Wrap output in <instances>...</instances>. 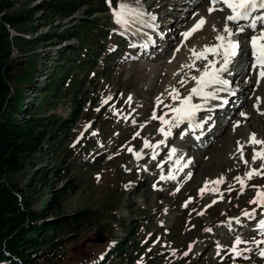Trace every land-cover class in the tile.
Segmentation results:
<instances>
[{"label": "rangeland", "instance_id": "obj_1", "mask_svg": "<svg viewBox=\"0 0 264 264\" xmlns=\"http://www.w3.org/2000/svg\"><path fill=\"white\" fill-rule=\"evenodd\" d=\"M2 1L16 7L15 13L24 11L26 7L33 12V18L26 19L17 28L20 35L28 38L18 43L21 61L35 60L34 77L40 86L45 87L48 75L58 65L65 66L67 62L69 73L74 74L76 79L90 78V83L85 84L90 95L84 109L75 113L71 98H64L62 92L55 104L43 107L38 114L56 115L61 119H69L71 114H78V117L57 163L70 167L72 173L66 172L62 180L50 173L47 186L41 181L34 183L38 193L30 198L33 200L31 209L37 211L46 198L52 202L55 192L62 190L70 181L74 188L64 196L58 212H84L88 216L77 226L71 242L46 264H264L255 245H251L252 252L244 253L249 259L237 257L233 261L227 251L217 255V243L224 249L230 248L237 234L246 241L264 239L256 230L258 221L264 218L260 215L264 209L249 203L256 194L252 186L264 189V178L255 176L247 181L243 194L240 184L234 179L236 176L243 177L247 170L237 153V141L246 142L249 135L244 129V121L254 125L257 130L254 133L264 138V115L261 114L264 113V105L258 110L253 107L256 93L264 101V80L258 87L252 85L246 91H238L248 81V74L256 78V70L250 68V59L246 57L248 47L241 48L239 57L242 61H235L236 68L230 65L229 71L222 75L223 79L229 81V90H235L233 95L224 96L218 102L224 106L223 101L227 100V103L230 102L228 108H215L216 105L202 107L196 119V125L201 126L189 127L185 122L173 128L172 135L157 149L159 154L155 160L151 158V149H143V158L139 161L127 150L130 147L133 151H140L145 138L153 144L164 139L158 132L159 120L150 119L153 109L157 117L167 112L165 119H171L172 113L164 105L179 104V101L173 103L169 97V91L175 88L173 82L186 73L187 69L183 66L191 62V48L200 51L205 45H213L207 44V37L216 36L213 25L219 29L224 11L209 14L207 0H140L139 7L155 15L156 20L152 22L155 26L146 27L136 22L125 31L114 22L112 15L121 0H110L111 7L108 0H90L80 3L71 17L62 19L54 16L51 20L44 18L47 13L38 11V7L49 0ZM129 2L136 6L134 0ZM89 4L94 6V14L88 12ZM201 16L206 20L205 25L186 44L181 33L192 28ZM84 20L94 21L97 25L92 32H88L93 37L91 42H94L96 49L88 63L81 60L86 56L84 48L80 49L79 36H76ZM144 20L147 21L146 16ZM217 20L220 22L216 23ZM52 32L66 35V38L53 37ZM139 33L151 35L150 41L146 42V49H150L151 43L154 45L151 52L141 50V44L136 42ZM250 35L248 33L247 36ZM159 44H164V47ZM177 48L180 50L176 51ZM71 52H78L81 61L74 64ZM212 59L209 55L208 60ZM206 62L203 60L204 64ZM171 63L176 64L175 68L170 67ZM204 66L198 69L202 71ZM19 67L16 65L14 68L17 74L20 73ZM200 71L194 75L199 76ZM13 87L25 92L24 105L39 108L40 94L35 92L34 85L28 86L18 79ZM190 88L175 89L183 98ZM129 96L132 97L130 104L126 103ZM158 96L163 100L160 108L155 103ZM107 97L112 99L101 106L102 99ZM245 111H250L252 118L245 119L240 115ZM27 115H24L25 118ZM133 120L136 121L135 125ZM236 123H239V127L234 128ZM86 125L90 126L87 130ZM141 125L144 127L141 128ZM137 132L140 135L133 139ZM171 148L177 149L173 160L183 157L181 164L191 163L176 174V180H160L161 172L167 176L173 167L172 161L168 160ZM243 152L244 159L251 163L253 146H246ZM36 159L35 169L57 167L47 157ZM260 164L261 161L257 160L251 167L259 169ZM7 176L18 189L31 194L32 188L26 184L28 177L25 173H8ZM220 177L224 178L223 183L218 186L209 184L203 195L200 194L199 190L206 181ZM178 187L180 190L176 191ZM214 187L219 189L215 194L210 191ZM189 199L191 202L184 207ZM213 200L216 203L213 204ZM253 209L256 211L253 219L242 216V210L251 212ZM201 212L203 215L199 214ZM236 218H239V224L235 222ZM48 219L54 218L49 216ZM229 221L232 231L227 226ZM209 228L211 232L205 231ZM97 237H102L103 242H97ZM189 244H192L191 251H188ZM260 247L264 248V245ZM173 251L175 256L172 255ZM185 252H188L187 256ZM102 255L104 258L101 260Z\"/></svg>", "mask_w": 264, "mask_h": 264}, {"label": "trees", "instance_id": "obj_2", "mask_svg": "<svg viewBox=\"0 0 264 264\" xmlns=\"http://www.w3.org/2000/svg\"><path fill=\"white\" fill-rule=\"evenodd\" d=\"M87 2L91 1L49 0L44 6L38 7V11L41 14L47 13L44 18L48 20L54 16L66 19L78 10L80 3ZM12 6L0 0V264H46L58 255L63 246L71 242L78 230L77 226L88 216L84 212H58L62 199L74 188L70 181L62 190L55 192L52 202L46 198L37 211L31 209L33 200L30 198L32 194L38 193L34 183L41 181L47 186L50 173L53 172L60 180L66 172L72 173L70 167L57 163L60 162L59 155L64 151L65 142L78 117V114H71V118L61 119L56 115L38 114L43 107L55 104L62 92L64 98H71L75 113L84 109L90 95L85 84L90 83V78L76 79L74 74H70L67 62L65 66L58 65L48 75L49 78L45 75L48 84L40 86L34 77L35 60L21 61L18 43L28 38L20 35L17 28L26 19L31 20L33 12L26 7L24 11L15 13L16 7ZM93 8V5H88L90 14H94ZM79 26L76 36H79L80 49L84 48L86 56L81 60L88 63L93 56L91 54L96 51L94 42H91L93 37L88 32H92L97 25L94 21L84 20ZM57 34L51 33L53 37L66 38V35ZM70 54L74 57V64L81 61L78 52ZM16 65L20 66L19 74L14 69ZM18 79L28 86L34 85L35 92L40 94L38 109L24 105L25 92L13 87ZM26 113L28 115L25 118ZM42 157L52 159L57 167L35 169V159ZM20 172L27 175L26 184L32 188L31 194L27 195L18 189L7 176L8 173ZM49 216L54 219H48Z\"/></svg>", "mask_w": 264, "mask_h": 264}, {"label": "snow or ice", "instance_id": "obj_3", "mask_svg": "<svg viewBox=\"0 0 264 264\" xmlns=\"http://www.w3.org/2000/svg\"><path fill=\"white\" fill-rule=\"evenodd\" d=\"M109 2V7H111V2ZM136 6H132V3L129 0H121V2L117 5L115 9L112 11V15L114 18V22L123 30L127 31L129 27L136 23L141 22L146 27H154V22L156 20L155 15L150 13H146L139 7L140 0H134ZM209 7L207 8V12L209 14L214 11H226V16L223 21L222 29H217L216 25H213V31L216 32L215 40L216 43L213 45H205L200 51H197L195 48L190 49L191 52V62L183 67H187L189 70L195 69V63L198 60H206L202 71L199 69H195L200 71L199 76H192L190 79L195 82V86L189 90L187 96L181 98L180 93L177 89L172 88L169 91V97L175 103L179 101L177 106L173 105H164L165 108H168L172 113L171 119H165V116L168 115L167 112L164 115L157 117L155 108L153 109L152 115L150 119L159 120L160 128L158 132L164 137L158 143L153 144L148 139L143 140V148L140 151H133L132 148H128V152L132 154L133 158L137 161L143 158L142 152L143 149H151L152 150V159L155 160L156 156L159 154L157 149H159L160 145H164L169 136L172 135V129L178 128L182 123L187 122L189 127L192 126L195 121L196 114L202 110V105L199 103H193V97L199 98L207 102L209 99H216L217 93L220 91L227 92L229 95H233L229 90V81L222 78V75L229 71V66L233 63L235 58L240 54L241 51V42L239 39H235L234 37H239L241 34L245 33L246 30L251 31L250 36H246L245 39L248 40L249 52L247 55L250 57V68L252 70H256V86L260 85L261 80H264V15L254 13H259L261 10H264V0H208ZM147 17V21L144 20V17ZM206 20L203 16L200 17L199 20L190 28L188 31L181 33V36L186 41L188 40L195 32L201 30L205 25ZM230 24L232 26H230ZM259 25V27H258ZM183 46V45H181ZM146 47V45H145ZM180 49L177 48L176 51ZM211 55L213 57L212 60H208V56ZM219 65V67H217ZM247 82V81H246ZM181 85L183 86L186 81L181 80ZM215 87L216 91H208ZM112 97H107L106 99H102L101 106L107 104ZM132 101V97L129 96L126 103L130 104ZM156 107H159L163 104V100L161 97L156 98ZM223 103H227V100L223 101ZM260 97L256 98V103L253 105L257 110L259 109ZM99 111V109H97ZM114 114L115 110L113 109ZM264 115V113H261ZM240 115L247 119L245 113L241 112ZM127 119V117H125ZM132 123L135 125L136 121L133 120ZM197 127L201 125L197 124ZM90 127L89 125L85 126V130ZM141 128L144 125L140 126ZM235 127H239V123L234 125ZM83 135V133L81 134ZM92 135H96V133H92ZM140 133L137 132L133 139L139 136ZM246 146H253V154L251 157V163L248 160L244 159L243 149ZM256 146H259L258 148ZM177 149L171 148L168 153V160L172 161L173 167L169 169L167 176L161 172L160 180H176V174L182 172L184 168L188 166L187 163L181 164V160L183 157H178L173 160V157L176 155ZM237 153L240 156L241 161L246 165L247 170L244 173V176H236L234 177L235 181L240 184L241 194H243V189L247 186V181L251 180L255 176H260L264 178V138H257L255 133H251L246 142L237 141ZM257 160L261 161L260 168H253L251 164H255ZM175 173V174H174ZM188 178H191V174H188ZM223 177L218 178L213 181H206L204 187H202L199 192L201 195L208 189V185H216L223 183ZM155 188V185H153ZM256 189L255 197L249 201L250 204H255L257 208L264 209V189L260 186H252ZM179 187L176 191H179ZM232 190V186H229V191ZM212 193H216L219 191L218 187H214L210 189ZM221 198H223V194L221 193ZM191 200L185 202L184 207H187V204L190 203ZM216 203L215 200L212 202ZM211 207V205H208ZM203 215V212L199 213ZM262 217H264V211L260 213ZM242 216L251 220L256 216V211L253 209L251 212L248 210H242ZM235 222L237 224L240 223L239 218H236ZM228 228L232 231L231 221L228 223ZM257 231H259L261 236H264V218H261L257 224ZM207 232H211V229H205ZM243 245L244 247H240ZM251 245H255L258 251V255L264 259V248L260 247L264 245V239L261 240H250L246 241L241 238L240 235H235L233 238V243L230 248L224 249L219 243H217V255L220 254L221 251H227L231 256L233 261L237 259V257H242L243 259H249L247 255L244 253L252 252L253 248ZM192 244H189L188 251H191ZM175 252L173 251L172 255L175 256ZM185 256L188 255V252L184 253ZM103 255L100 257L102 260Z\"/></svg>", "mask_w": 264, "mask_h": 264}, {"label": "bare ground", "instance_id": "obj_4", "mask_svg": "<svg viewBox=\"0 0 264 264\" xmlns=\"http://www.w3.org/2000/svg\"><path fill=\"white\" fill-rule=\"evenodd\" d=\"M207 2H208V0H207ZM219 12V11H218ZM257 14H261V15H264V10H261L259 13H254V15H257ZM223 15H224V19H225V16H226V11H224V13H223ZM220 18H222V17H220ZM224 19H222L223 21H224ZM220 20V19H219ZM219 20H217V22L216 23H219L220 21ZM219 21V22H218ZM218 25V24H217ZM219 26L221 27H218L219 29H222V27H223V22L221 23H219ZM230 26H232L231 24H230ZM259 27V26H258ZM218 29V30H219ZM250 30H247L246 32L248 33ZM201 32V31H200ZM246 32L245 33H243V34H241L239 37H234L235 39H241V40H245V37H243V35H247L246 34ZM207 33V32H206ZM146 35V34H145ZM143 33H139L138 35H137V37H139L138 38V40L136 41L137 43H140L141 44V50L142 51H144V52H146L147 50L150 52L151 51V49H154V45L152 46V43H151V47H150V49H146L147 48V45H146V42H148V41H150V39L149 38H151L150 37V35L148 36H145ZM206 35H208V34H206ZM242 36V37H241ZM203 38H204V36H203ZM208 39H207V44H214L215 42H216V40H215V36L214 35H208V37H207ZM193 39V36H191L188 40H186L185 42H186V44H188L191 40ZM195 39H196V37H195ZM197 40V39H196ZM201 40V39H200ZM204 40V39H203ZM204 42H205V40H204ZM213 42V43H212ZM196 43V42H195ZM143 44V45H142ZM200 44H201V42H200ZM145 45H146V47H145ZM155 45H158V43L157 44H155ZM205 45V44H204ZM203 45V46H204ZM159 46H161V47H164V44H159ZM199 46V45H198ZM200 47V46H199ZM248 47V46H247ZM203 48V47H202ZM201 48V49H202ZM192 49V48H191ZM189 50V49H188ZM188 50H187V52H188ZM186 51V50H185ZM248 52H249V47H248ZM181 53V52H180ZM179 55V57L181 56L180 54H178ZM183 56V55H182ZM248 56V55H247ZM148 58H150V57H152V56H147ZM249 57V56H248ZM249 59H250V57H249ZM173 61V60H172ZM202 61V62H201ZM234 61H238V58H237V60H236V58H235V60ZM190 63V62H189ZM207 63V62H206ZM205 63V64H206ZM175 63H171V65H170V67L173 69V68H175V66H176V64L174 65ZM178 64V63H177ZM204 63H203V60H198V61H196V63H195V65H197V67H195V69H198L199 68V66H204L205 65ZM184 65H187V63H184ZM217 67H219V65H217ZM184 69H187L186 70V73L185 74H183L182 76H181V78H179V79H177L176 81H175V83L173 82V84H174V87L175 88H178L179 90L180 89H185V88H190L191 86H194L195 85V82L193 81V80H191L190 78L192 77V76H195L194 74H196V72H197V70H189L187 67H184ZM163 71H165V70H163ZM166 72V71H165ZM165 72H162L163 74H165ZM198 73V72H197ZM180 76V75H179ZM178 76V77H179ZM196 76H198V75H196ZM248 81L244 84L245 86H243V87H241V88H238V91L239 90H242V91H246V90H248L249 88H250V86H256V78H252V77H250V74H248ZM181 80H184V81H186V83L182 86L181 85V83H180V81ZM191 89V88H190ZM208 91H216V88L215 87H213V88H211V89H208ZM232 93L235 91V90H230ZM185 92V91H184ZM227 95H229L227 92H224V91H220V92H218L217 93V98L216 99H209L207 102H205V101H203V100H200L199 98H196V97H193V103H195V100H196V103H199V104H201L202 105V107H214L215 105V108H219V109H222L224 106V108L226 109V108H228L229 107V104H230V102H228V103H225V105L223 106L222 105V103H219L218 104V102L220 101V100H222V98L224 97V96H227ZM181 96V95H180ZM257 97H260V96H258L257 95V93L254 95V102L256 103V98ZM182 98V97H181ZM232 98V97H231ZM261 100H262V103H261ZM264 105V101H263V99H260V104H259V108L261 107V106H263ZM154 107V106H153ZM160 108V107H159ZM257 111V110H256ZM249 112L250 111H245L244 113L246 114V116L247 117H251L252 115H251V112H250V114H249ZM150 114V113H149ZM244 118V117H243ZM252 118V117H251ZM249 119V118H248ZM157 121V120H156ZM155 121V122H156ZM153 122V121H152ZM154 123V122H153ZM196 125V119H195V121L193 122V124H192V126H195ZM244 126H245V128L244 129H246V131L249 133V135L251 134V133H254L255 131H257L256 129H255V127H254V125H250V124H246V122L244 121ZM253 132H252V131ZM251 131V132H250ZM262 132L264 133V122H263V127H262ZM249 135H247L246 136V138H248L249 137ZM256 135H258L259 136V138H261L262 136L261 135H259V134H256ZM171 139V138H170ZM169 139V140H170ZM135 168V167H134ZM158 207V206H157ZM159 208V207H158Z\"/></svg>", "mask_w": 264, "mask_h": 264}, {"label": "water", "instance_id": "obj_5", "mask_svg": "<svg viewBox=\"0 0 264 264\" xmlns=\"http://www.w3.org/2000/svg\"><path fill=\"white\" fill-rule=\"evenodd\" d=\"M96 241H97V242H103V238H102V237H97V238H96Z\"/></svg>", "mask_w": 264, "mask_h": 264}]
</instances>
